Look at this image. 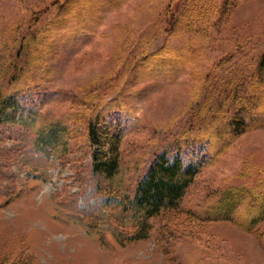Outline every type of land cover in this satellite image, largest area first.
<instances>
[{
	"label": "rangeland",
	"instance_id": "rangeland-1",
	"mask_svg": "<svg viewBox=\"0 0 264 264\" xmlns=\"http://www.w3.org/2000/svg\"><path fill=\"white\" fill-rule=\"evenodd\" d=\"M188 8L206 31L168 29ZM262 53L264 0H0V87L16 101L12 119L0 120V258L264 264V215L255 217L264 106L202 105H217L221 78L250 75ZM226 108L250 127L218 129ZM95 115L121 136L111 177L91 167ZM213 132L219 137L205 138ZM161 153L197 169L180 207L202 221L152 217L147 236L130 239L139 214L124 196ZM227 189L243 194L230 218H216Z\"/></svg>",
	"mask_w": 264,
	"mask_h": 264
},
{
	"label": "trees",
	"instance_id": "trees-1",
	"mask_svg": "<svg viewBox=\"0 0 264 264\" xmlns=\"http://www.w3.org/2000/svg\"><path fill=\"white\" fill-rule=\"evenodd\" d=\"M188 13H190L189 16ZM196 13L197 12L194 10H189V8L183 10L179 16L172 18V20L168 22V29H177L183 32L190 30H197L199 32L206 31L207 27L195 25L196 21L194 15ZM198 48L200 47L194 46L191 49L189 56L192 59L193 57L197 59L196 50ZM219 62L215 64V68H220L221 63ZM209 76L210 72L203 75L206 82ZM221 79L223 83L219 87H214L213 93H211V96L217 93L216 95H218V97L215 99L220 102H218L217 105L215 103L212 105L209 104L210 98H206L202 103V105L208 106L206 109L212 111L217 110L216 112L220 110L223 111L221 108L227 106L225 103H230L235 100H238V103L247 100L251 106H264V86L262 88L258 87L261 85L260 82L264 80V53L260 55L255 65L254 72L250 75L244 76L239 74L238 76H234L233 71H229L226 77ZM244 79H246L245 84H240L239 82ZM251 84H253V86ZM210 85L212 88L211 83L209 86ZM14 102H16L15 99L9 97L7 94H3L0 87V120L12 119V117H10L12 115L8 114V111L11 109ZM242 111L243 109H240L239 113ZM224 112L225 115L221 116L218 127L222 132H228L229 134L230 132H234L233 134H235L237 132H243L250 127V121L246 120L247 117L233 116L231 114L233 112H231L229 108L224 109ZM199 116L201 115L199 114ZM100 119L98 115H95L87 124V139L90 146L91 167L93 172L111 177L116 174L119 169L121 136L113 133L114 131L109 127L101 126ZM216 134L218 133H210L206 135L205 138L211 139L212 136L219 137ZM196 173L197 169L186 166L178 155L173 159L167 157L165 153L156 156L146 172L137 180L132 198L124 196V201L127 202L128 206L130 208L133 207L139 214V220L137 224L133 226V234L130 239H141L147 236L148 230L151 227L149 220L152 217L160 216L165 220H170L180 213L185 212L186 215L192 219L199 222L202 221L198 216L193 215L192 212L183 210L180 207L182 197L187 187L195 179ZM240 194L242 195L243 193L227 189L223 200H221V203L218 205L220 214H217L215 217L230 218L231 211L235 208L240 199H236V196ZM260 199L259 214L255 216L257 217L256 220L261 219V216L264 215V192L261 194ZM0 264H31V258L15 257L12 259L8 254H3L0 258Z\"/></svg>",
	"mask_w": 264,
	"mask_h": 264
}]
</instances>
